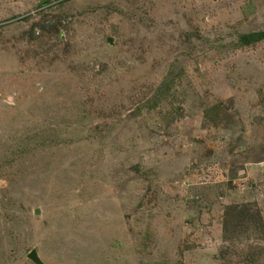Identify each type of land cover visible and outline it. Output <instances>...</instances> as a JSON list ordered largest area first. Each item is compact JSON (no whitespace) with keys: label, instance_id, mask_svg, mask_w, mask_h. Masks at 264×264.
<instances>
[{"label":"rangeland","instance_id":"1","mask_svg":"<svg viewBox=\"0 0 264 264\" xmlns=\"http://www.w3.org/2000/svg\"><path fill=\"white\" fill-rule=\"evenodd\" d=\"M259 32L264 0H0V264H264Z\"/></svg>","mask_w":264,"mask_h":264},{"label":"trees","instance_id":"2","mask_svg":"<svg viewBox=\"0 0 264 264\" xmlns=\"http://www.w3.org/2000/svg\"><path fill=\"white\" fill-rule=\"evenodd\" d=\"M47 2H44L43 4H45ZM264 39V32L262 33H252V34H246V35H242L239 39V44L240 45H246V46H249V45H253L259 41H262Z\"/></svg>","mask_w":264,"mask_h":264},{"label":"water","instance_id":"3","mask_svg":"<svg viewBox=\"0 0 264 264\" xmlns=\"http://www.w3.org/2000/svg\"><path fill=\"white\" fill-rule=\"evenodd\" d=\"M109 42L112 43V39L109 38ZM40 211L39 209H36L35 214L39 215ZM28 259L32 261L34 264H45L42 259L40 258L38 251L36 249H33L29 254H28Z\"/></svg>","mask_w":264,"mask_h":264}]
</instances>
